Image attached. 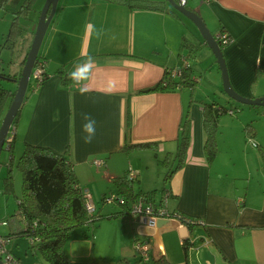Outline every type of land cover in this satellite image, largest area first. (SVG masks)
Listing matches in <instances>:
<instances>
[{"label": "crops", "instance_id": "obj_1", "mask_svg": "<svg viewBox=\"0 0 264 264\" xmlns=\"http://www.w3.org/2000/svg\"><path fill=\"white\" fill-rule=\"evenodd\" d=\"M187 6L203 17L214 36L224 32L231 37L223 52L233 87L245 96L264 95V0H191ZM57 9L58 4L48 28L53 26L48 35L46 31L39 51L47 61L48 77L25 95L13 124V146L18 135L23 144H42L66 152L75 171L76 163L82 162L99 175L88 178L93 181L91 186L89 181L82 183L76 171L82 188L93 193L98 209L105 202L103 195L115 192V176L135 170L138 177L144 170L146 162L135 166L127 161L129 154L122 150L123 145L155 141L154 146L137 148H144L140 151L146 156L152 150L155 156L174 152L188 110L190 145L181 168L168 180L169 208L201 218L204 224L191 229L186 222L170 218L152 228L137 223L127 213L118 216V237L127 240L128 247L134 246L138 236L147 237L152 258L166 257L172 264H264L263 161L260 152H250L244 142L248 138L251 144V137L255 147L264 146V109L250 104L248 108L236 106L232 114H221L216 131L218 150L211 161L207 159L203 101H219L210 96L197 74L196 51L180 48L183 36L193 42L203 38L197 26L190 32L183 15L132 9L110 0H64L59 13ZM88 23L102 28L103 36L97 39L87 33ZM23 26L35 31V23ZM26 48L12 58L10 73L22 70ZM83 53L96 61L88 82L92 91L86 95L79 94L73 82L63 85L57 72L62 65L71 71ZM186 62L196 82L193 87L138 92L158 83L167 67L180 68ZM9 81L17 87L18 80ZM220 83L223 85L222 78ZM224 95L225 104L235 106L228 94ZM128 103L132 110L130 129L125 116ZM82 113L97 122L92 143L83 140ZM250 122L254 131L247 128ZM96 158L104 159V164L96 165ZM186 239L190 242L187 257Z\"/></svg>", "mask_w": 264, "mask_h": 264}, {"label": "trees", "instance_id": "obj_2", "mask_svg": "<svg viewBox=\"0 0 264 264\" xmlns=\"http://www.w3.org/2000/svg\"><path fill=\"white\" fill-rule=\"evenodd\" d=\"M117 1L128 5L132 9H148L161 12H169L182 16L174 6H168L164 0H110ZM34 0H0V8L6 11H11L13 18L10 23V31L3 41V47L11 48L13 54L20 55L24 51L27 28L19 23L21 15L28 16L30 10L33 8ZM222 47L226 45L219 40ZM207 44L202 38L197 41H191L186 36L182 37L180 48L188 47L190 51L195 52L202 45ZM30 45V44H29ZM29 45L24 52V59L27 56ZM40 53L38 59L40 58ZM190 65L182 69V73L177 78L168 74V67L165 69L164 76L158 83L141 88L138 92H149L154 90L175 89L180 86L195 85L194 79L190 76ZM57 72L61 74V83L69 85L72 81L68 78V71L65 66L58 67ZM19 73H10L6 71L3 66V58L0 56V116L4 114L6 107L10 104L16 89L6 87L2 80L19 79ZM48 77V73L40 79L38 86ZM28 87H30V82ZM31 88H36L31 85ZM204 106V127L206 131L205 151L209 161H211L217 153L216 131L218 128V121L221 114L228 112L229 109H234L231 106L214 101H203ZM262 107L264 105H253ZM20 111L17 113L14 122L17 121ZM126 128L130 129L132 125V110L130 104L126 106ZM190 126L189 111L187 110L183 120L180 136L177 142V148L174 152H167L163 163L169 165L171 161H175V165L166 173L165 179L168 181L172 174L181 168L187 150L190 145V135L188 133ZM247 128L254 131V124L252 122L247 124ZM14 137L11 140L9 148L13 147ZM155 141L142 142H127L123 145L122 150H130L136 147L154 146ZM262 148L261 156L263 159L264 169V146ZM15 157L12 155L11 157ZM17 166L22 172V193L18 198V208L11 216L16 214L23 215L28 221L36 220L38 226L34 230H30L31 234H37L39 240L31 244L35 251H39L47 264H71L70 256L66 251V243L72 230L84 224H93L104 217L114 218L121 214H127L129 202H132L141 195H152L156 189L152 191H144L136 189L135 179L129 177V171L115 176L113 182L116 185V196L122 195L126 201L120 203L118 197L115 201L120 204V209L109 213L96 212L89 215L86 210V195L84 189L79 183L78 176L74 169L73 163L66 152H59L54 148L42 144H35L26 142L22 153L17 159ZM11 171V167L9 169ZM11 174L4 177L5 190H13ZM171 191L167 186L163 190ZM106 194L103 195L104 199ZM182 221L186 222L191 229L194 226L204 224L203 220L198 217H182ZM17 233H25L23 229ZM184 242V251L186 257L188 256V249L190 242L186 239ZM116 264H172L166 257L152 258L147 262H143L140 256L132 259L129 257H121Z\"/></svg>", "mask_w": 264, "mask_h": 264}, {"label": "rangeland", "instance_id": "obj_3", "mask_svg": "<svg viewBox=\"0 0 264 264\" xmlns=\"http://www.w3.org/2000/svg\"><path fill=\"white\" fill-rule=\"evenodd\" d=\"M44 2L45 0H34L32 5L33 8L30 10L29 15H21L19 18V23L21 25H33L35 23L36 25ZM63 3L64 0L59 1L57 11L59 10L60 6L63 5ZM183 16L185 25L191 32L192 30H194V27L196 28V26L190 18L185 15ZM12 18L13 14L11 13V11H6L0 8V53H2L0 54V56L4 59L3 66L6 71H10L12 67V58L14 57V55H16L13 54L11 48L1 47V44L6 38V35L10 31V23ZM8 19L10 20L9 24L7 21ZM51 26L47 30V35L51 30ZM33 28L35 29L34 26ZM25 36L26 39L27 37L28 39H30V36H32L30 43H28L27 40V42H25L24 44L28 47L29 44L31 45V42L33 40L34 31L32 29H27ZM193 59L197 60L196 69L198 73H196L204 80L205 86L209 90L210 96H214V98L217 99L220 103L225 104V100L223 97L225 96L224 94L228 93H226L223 85H221L220 83L222 72L220 69H217L219 64L212 49L208 45L204 46L201 49H197ZM2 82L6 87L16 89V85H14V82H11L9 80H2ZM32 83L33 80H30V87L27 88L26 95H29L32 89ZM187 92H189V90L185 89V93ZM228 98L231 100V103L235 105L233 106L234 109L236 108V106H241L243 108H248V106H251L248 103H243L232 98L229 94ZM7 108L8 107H6V110ZM5 112L0 116V127ZM236 113L239 112L236 111ZM13 128L14 125H12L11 132ZM247 139L248 138H245L244 142L246 146H248L249 151H259L261 154L262 148H260V146H253L248 142ZM24 145L25 144H23L20 140V136L18 137L17 135L14 146L12 148H9L8 142H5L0 153V218L10 217L18 208V198L22 193L23 177L20 168L17 166V159L22 153ZM140 149L144 148L136 147L126 151L129 154L127 161L131 160L135 164V166H142V164H145L146 162L145 166L143 167V172L140 173L134 181L135 187L136 189H142L144 191H152V189H156L153 194L159 195L162 192L163 187L168 185V181L165 179L166 173L175 165V161H171L169 165L164 164L162 161L163 159H165V154H157V156H155V152L154 150H152L147 151L148 155L146 156V153L141 152ZM12 155L15 157L14 159L11 158ZM10 167L11 171H9ZM75 168L82 183H86L85 181H89L87 185H89L90 183V185L92 186L93 184V181L88 180V178L91 179L93 175L94 178L95 175L96 178L99 177V175L94 174L90 170V168L83 166L82 162H77ZM101 169L103 170V167ZM7 174H11L12 176L11 180L13 190L11 191L5 190L4 177ZM112 188L115 190V192L113 193L115 194L116 185H112ZM120 208V204L117 201H105L104 204L98 205L97 212L99 211L106 214L109 213L107 212V210L109 209L113 210ZM118 220V217H104L96 223L84 224L82 226L74 228L70 233L65 246L66 251L70 255V260L74 259L76 261H74L73 264H116L117 260L125 255L132 259L139 257L140 254L138 251H136L135 248H133L134 246L128 247L129 243L127 242V240H121V238L118 237L119 232L121 231ZM22 228L23 227L19 224L13 223L11 226H2L1 230L4 233H8L10 232V229H14L16 231ZM93 241H95L94 245ZM12 245L13 251L19 257L20 261L23 264H47L41 253L39 251H35L34 247L29 241L28 235H26L25 233H16L12 240Z\"/></svg>", "mask_w": 264, "mask_h": 264}, {"label": "built area", "instance_id": "obj_4", "mask_svg": "<svg viewBox=\"0 0 264 264\" xmlns=\"http://www.w3.org/2000/svg\"><path fill=\"white\" fill-rule=\"evenodd\" d=\"M181 3L187 5L189 0H179ZM209 1V0H208ZM216 39L222 41L223 43H228L231 40V37L224 32H218L215 34ZM190 63L186 62L184 66L180 68H169L167 71L168 74L171 76H176L178 74L182 73V69L184 67L189 66ZM47 61L45 58L40 57L36 60L35 65L33 67V71L31 73L30 80H33L32 85L37 87L40 79L44 78L46 76L47 69ZM229 113H233L234 109H229ZM12 129V128H11ZM14 137V128L12 132H9L7 141L8 147L11 143L12 138ZM249 141L252 145L256 146L257 143L250 137ZM5 144V143H4ZM104 159L97 158L94 159V163L96 165L104 164ZM137 172L135 170L129 171V177L130 178H136ZM84 193L86 195V210L89 215H92L96 213L97 207L95 203V198L93 193L86 189L84 190ZM114 192L110 193L109 195L105 196L103 199L104 201H115L118 197V201L120 203H124L126 199L122 195L116 196V194H113ZM169 198H170V192L168 190L162 191L159 195H141L137 197L136 200L129 202V208H128V214L131 215L134 220L139 223L146 225L148 227L155 228L158 224V221L160 219H170V218H176L179 220H182V217L186 218L183 214L179 213L178 211L171 210L169 208ZM202 220V219H201ZM204 222V221H203ZM13 223H17L20 226H22L24 232H26V235H28L29 241L31 244L36 243L39 240V236L37 234H31L30 230H34L38 226V223L36 220L34 221H28L23 215L16 214L15 216L0 218V260H2L3 264H23L19 257L15 254L13 251V245L12 240L14 236L16 235L19 230H11L8 233H4L1 230L2 226H11ZM21 230V229H20ZM15 233V235H14ZM150 240L147 237H137L134 240V248L136 251L139 252L140 259L143 262H147L152 259L151 253H150Z\"/></svg>", "mask_w": 264, "mask_h": 264}, {"label": "water", "instance_id": "obj_5", "mask_svg": "<svg viewBox=\"0 0 264 264\" xmlns=\"http://www.w3.org/2000/svg\"><path fill=\"white\" fill-rule=\"evenodd\" d=\"M58 1L59 0H45L44 5L41 8L38 22L35 25L33 40L31 42L25 61L23 62L24 64L21 70V75L18 79L16 91L2 119L0 127V153L3 149L4 143L7 141L9 132L11 131L12 125L14 124V119L17 113L21 110L30 82L33 67L35 65L36 60L38 59L42 41L44 39L48 26L52 20V17L54 16ZM168 1L178 11H180L183 15L187 16L194 22V24L199 29L203 39L214 52L219 64V68L222 72L224 90L232 98L240 102L252 105H264V95L258 97L245 96L239 93L233 87L229 78L227 63L225 60L223 49L214 34L207 27L203 17L195 9L181 3L179 0ZM166 220L167 219H160L158 223L164 222ZM0 264H3L2 260H0Z\"/></svg>", "mask_w": 264, "mask_h": 264}, {"label": "clouds", "instance_id": "obj_6", "mask_svg": "<svg viewBox=\"0 0 264 264\" xmlns=\"http://www.w3.org/2000/svg\"><path fill=\"white\" fill-rule=\"evenodd\" d=\"M86 32L94 34L97 39L101 38L104 34L102 28H96L92 23L86 25ZM96 67L95 58L83 53L80 60H77L71 71L68 72V78L77 85V91L81 95H86L92 91L89 88L88 82L91 80L93 72ZM84 123L82 125V131L84 133L83 140L85 143H92L96 137V120L88 113H82Z\"/></svg>", "mask_w": 264, "mask_h": 264}, {"label": "bare ground", "instance_id": "obj_7", "mask_svg": "<svg viewBox=\"0 0 264 264\" xmlns=\"http://www.w3.org/2000/svg\"><path fill=\"white\" fill-rule=\"evenodd\" d=\"M184 69V68H183ZM163 79V78H162Z\"/></svg>", "mask_w": 264, "mask_h": 264}]
</instances>
